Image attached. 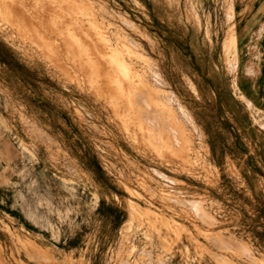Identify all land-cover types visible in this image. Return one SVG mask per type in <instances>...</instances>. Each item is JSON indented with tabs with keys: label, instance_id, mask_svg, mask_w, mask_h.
<instances>
[{
	"label": "rangeland",
	"instance_id": "obj_1",
	"mask_svg": "<svg viewBox=\"0 0 264 264\" xmlns=\"http://www.w3.org/2000/svg\"><path fill=\"white\" fill-rule=\"evenodd\" d=\"M15 1L0 0V174L13 176L14 202L37 230L0 212L11 264H51L29 256V238L58 264H264L259 229H239L259 221L254 205L264 198L219 179L239 178L245 154L215 165L193 130L197 82L212 61L232 60L233 33L221 48L232 22L196 21V0H20L16 13L7 6ZM133 102L157 128L131 118ZM167 114L187 128L186 147L159 128ZM213 189L229 205L216 201L220 213L211 211ZM224 222L235 227L217 229ZM74 232L69 249L53 244Z\"/></svg>",
	"mask_w": 264,
	"mask_h": 264
},
{
	"label": "crops",
	"instance_id": "obj_2",
	"mask_svg": "<svg viewBox=\"0 0 264 264\" xmlns=\"http://www.w3.org/2000/svg\"><path fill=\"white\" fill-rule=\"evenodd\" d=\"M196 1L197 8L191 7L193 13L196 14V21L226 20L232 22L230 29L227 28L222 34L223 52L227 51L231 33L235 36V44L229 50L233 55L232 60L230 62L212 61L209 76H202V80L196 84L195 97L199 103L198 106L201 104L202 107H198L196 112L197 120L193 130L201 142H205L211 150L212 163L215 165L224 163L225 159L231 158V153H235L236 149H241L245 154L246 168L239 174V178L236 176L232 178L231 174L221 173L219 179L228 182L243 181L244 186L241 187L243 194L249 193L250 196L264 198V119L253 112L257 110L261 116H264V0ZM21 4V1L17 0L7 6L18 12V5ZM3 6L7 7L6 4ZM205 33L203 30L204 35ZM218 35L214 31L210 34L211 47ZM225 74L227 77L224 76ZM208 89L210 94H205ZM135 105L136 103L133 102V111H129V114L132 112L131 117L135 119L137 115L141 118L140 115H142L141 119L148 123L149 128H157L156 119L158 118L152 113L146 115V112L136 109ZM180 107L184 109L181 104ZM205 107H209L210 111L205 112ZM185 113L188 114L184 111ZM168 117L169 114L162 122L159 120V128H163L174 139V147H186L184 142L187 140V128H183L180 124H172L171 116ZM190 118H193L192 115ZM221 158L223 160L219 161ZM205 176L204 172L197 173L198 180H204ZM12 182L13 176L3 175L2 178L0 174V212H5L34 232L37 226L28 220L20 206L18 207L14 202L13 194L16 193L8 186ZM222 188L225 186L219 184L218 189ZM222 192L216 193L215 189L212 190L211 211L214 213L221 212V209L215 205L216 201H220L221 207L229 206L225 198H222ZM253 212L259 214V221L254 226L250 221L243 222L239 229H259L255 233L259 234L260 242L264 244V199H259L258 204L254 205ZM233 227L235 226L231 223L224 222L218 225L217 229ZM43 233L41 231V235ZM28 241L31 243L28 252L30 257L37 260H50L51 264H58L54 252H50V247H44L40 242L32 241L30 238ZM52 242L55 245H67L69 249L76 244V234L74 232L66 236H58L57 241ZM11 252L9 238L2 236L0 232V264H11Z\"/></svg>",
	"mask_w": 264,
	"mask_h": 264
},
{
	"label": "bare ground",
	"instance_id": "obj_3",
	"mask_svg": "<svg viewBox=\"0 0 264 264\" xmlns=\"http://www.w3.org/2000/svg\"><path fill=\"white\" fill-rule=\"evenodd\" d=\"M35 1V0H34ZM54 1V0H53ZM58 1V0H57ZM57 1H56V3H57ZM25 2V1H24ZM36 2V1H35ZM38 2V1H37ZM20 3V2H19ZM22 3V2H21ZM74 3V2H73ZM34 4V3H33ZM52 4V3H51ZM75 4V3H74ZM84 4H87V3H84ZM9 5V4H8ZM11 5V4H10ZM9 5V6H10ZM47 5V4H46ZM61 5H63V4H61ZM30 6V5H29ZM36 6V5H35ZM53 6V5H52ZM4 7V6H3ZM27 7V6H26ZM32 7H34V6H32ZM38 7V6H37ZM41 7V6H40ZM39 7V8H40ZM44 7V6H43ZM50 7V6H49ZM55 7V6H54ZM23 8V7H22ZM28 8V7H27ZM31 8V7H30ZM48 8V7H47ZM56 8V7H55ZM76 8V7H75ZM90 8V7H89ZM29 9V8H28ZM50 9H52V8H50ZM73 9V8H72ZM76 9H78V8H76ZM13 10V9H12ZM11 10V11H12ZM22 10V9H21ZM37 11H38V9H36ZM35 10V11H36ZM40 10V9H39ZM61 10H63L62 8H61ZM8 11V10H7ZM10 11V10H9ZM41 11V10H40ZM48 11V10H47ZM53 11H54V9H53ZM56 11V10H55ZM54 11V12H55ZM74 11V10H73ZM78 11V10H77ZM26 12V11H25ZM25 12H23L24 14H25ZM62 12V11H61ZM60 12V13H61ZM14 13V12H13ZM16 13V12H15ZM3 14V16L5 15V13H2ZM24 14H23V16H24ZM65 14V13H64ZM79 14H82V13H79ZM19 15V14H18ZM22 15V14H21ZM21 15H19L21 18L23 17V16H21ZM29 15V14H28ZM42 14H40V16H41ZM94 15V14H93ZM7 16V15H6ZM17 16V15H16ZM43 16V15H42ZM68 16V15H67ZM72 16V15H71ZM81 16V15H80ZM83 16V15H82ZM27 17V16H26ZM42 18V17H41ZM40 18V19H41ZM64 18H66V17H64ZM74 17H72V19H73ZM76 18V17H75ZM9 19V18H8ZM13 19H15V18H13ZM36 19V18H35ZM47 19V18H46ZM54 18H52L51 20H53ZM16 20V19H15ZM19 20V19H18ZM45 20V19H44ZM50 20V19H49ZM66 20V19H65ZM76 20V19H75ZM74 20V21H75ZM92 20V19H91ZM11 21V20H10ZM12 21H14V20H12ZM19 21H21V20H19ZM29 21V20H28ZM28 21H27V23H28ZM35 21V20H34ZM54 21V20H53ZM72 21V20H71ZM77 21V20H76ZM80 21V20H79ZM47 22V21H46ZM62 22H64L63 20H62ZM7 23V22H6ZM38 23V22H37ZM74 23V22H73ZM78 23V22H77ZM85 23V22H84ZM83 23V24H84ZM31 24V23H30ZM29 24V25H30ZM40 24V23H39ZM60 24V23H59ZM65 24H67V23H65ZM79 24V23H78ZM88 24V23H87ZM6 25V24H5ZM36 25V24H35ZM34 25V26H35ZM80 25V24H79ZM98 25V24H97ZM128 25V24H127ZM22 26V25H21ZM47 26H49V25H47ZM84 27H85V25H84ZM90 27V26H89ZM13 28V27H12ZM38 28H40V26L38 27ZM44 28V27H43ZM49 28V27H48ZM54 28V27H53ZM83 28V27H82ZM101 29H103L102 27H100ZM52 29V28H51ZM55 29V28H54ZM80 29V28H79ZM9 30V29H8ZM31 30V29H30ZM49 30V29H48ZM48 30H46L47 31V34H48ZM56 30V29H55ZM90 30V29H89ZM92 30V29H91ZM99 30V29H98ZM81 31V30H80ZM88 31V30H87ZM10 32V31H9ZM16 32V31H15ZM53 32V31H52ZM54 32H56V31H54ZM61 32H62V30H61ZM61 32H59V33H61ZM79 32V31H78ZM37 33H39V32H37ZM67 33V32H66ZM96 33V32H95ZM57 34V33H56ZM63 34V33H62ZM71 34V33H70ZM79 34V33H78ZM90 34V33H89ZM40 35V34H39ZM59 35V34H58ZM61 35V34H60ZM92 35H95V34H92ZM42 36V35H41ZM51 36V35H50ZM56 36V35H55ZM63 37H64V35H62ZM81 36V35H80ZM102 36V35H101ZM61 37V36H60ZM91 37H95V36H91ZM32 38V37H31ZM44 38V37H43ZM42 38V39H43ZM45 38H47V37H45ZM51 38V37H50ZM62 38V37H61ZM68 38H69V36H68ZM81 38V37H80ZM232 41H231V44L232 45H234L235 44V36L232 34ZM23 39V38H22ZM57 39H58V37H57ZM33 40V39H32ZM63 40V39H62ZM91 40H92V38H91ZM42 41V40H41ZM58 41H59V39H58ZM67 41V40H66ZM26 42V41H25ZM24 42V43H25ZM60 42V41H59ZM93 42H94V40H93ZM99 42V41H98ZM101 42V41H100ZM72 43H74V40H73V42ZM91 43V42H90ZM46 44V43H45ZM62 44L64 45V43H63V41H62ZM86 44V43H85ZM100 44V43H99ZM41 45V44H40ZM103 45V44H102ZM101 45V46H102ZM109 45V44H108ZM64 46H66V45H64ZM78 46H79V44H78ZM81 46V45H80ZM92 46V45H91ZM193 46V45H192ZM62 47V46H61ZM69 47H71V46H69ZM69 47H68V49H69ZM73 47V46H72ZM94 47V46H93ZM96 47V46H95ZM79 49H80V47H78ZM77 48V49H78ZM194 48V47H193ZM49 49V48H48ZM54 49V48H53ZM63 49V48H62ZM73 49H74V47H73ZM34 50V49H33ZM55 50V49H54ZM71 50V49H70ZM94 50V49H93ZM98 50V49H97ZM35 51L36 50H34V53H35ZM40 51V50H39ZM46 51V50H45ZM49 51V50H48ZM51 51H52V49H51ZM50 51V52H51ZM57 51V50H56ZM76 51H78V50H76ZM91 51V50H90ZM95 51V50H94ZM72 52V51H71ZM70 52V53H71ZM91 52H93V51H91ZM60 53V52H59ZM67 54V53H66ZM82 54V53H81ZM90 54V53H89ZM93 54V53H92ZM92 54H90V55H92ZM52 55H54V54H52ZM56 55H57V52H56ZM56 55H54V56H56ZM94 55H96V53H94ZM132 55V54H131ZM138 55V54H137ZM58 56V55H57ZM72 56V55H71ZM76 56V55H75ZM98 56V55H97ZM38 57V56H37ZM42 57V56H41ZM92 57V56H91ZM98 58V57H97ZM100 58V57H99ZM47 59V58H46ZM60 59V58H59ZM86 59V58H85ZM46 61V60H45ZM71 62H73V61H71ZM74 62H75V60H74ZM100 62V61H99ZM102 62V61H101ZM105 62V61H104ZM44 63H46V62H44ZM92 63V62H91ZM52 65V64H51ZM82 66V65H81ZM84 66V65H83ZM78 67H80V66H78ZM57 68V67H56ZM77 68V67H76ZM82 68V67H81ZM80 69V68H79ZM76 71V70H75ZM78 71H80V70H78ZM71 72H72V70H71ZM70 72V73H71ZM90 72V71H89ZM79 73V72H78ZM77 74V73H76ZM64 75V74H63ZM84 75V74H83ZM86 75V74H85ZM60 76V75H59ZM92 76V75H91ZM78 77V76H77ZM83 77V76H82ZM87 77V76H86ZM101 77V76H100ZM81 78V77H80ZM137 78V77H136ZM88 79V78H87ZM89 80V79H88ZM104 81V80H103ZM133 81V80H132ZM131 81V82H132ZM102 82V81H101ZM76 84V83H75ZM103 84V83H102ZM105 85V84H104ZM113 85V84H112ZM124 85V84H123ZM108 86H109V84H108ZM92 87V86H91ZM97 87V86H96ZM122 87V86H121ZM146 87H148V86H146ZM110 88H111V86H110ZM115 88H116V86H115ZM88 89V88H87ZM92 89V88H91ZM88 91V90H87ZM98 91V90H97ZM100 91V90H99ZM107 92V91H106ZM152 92V91H151ZM99 93V92H98ZM96 94V93H95ZM94 96H96V95H94ZM103 96V95H102ZM117 98V97H116ZM156 98V97H155ZM102 101V100H101ZM106 103V102H105ZM122 105H123V102H122ZM16 108V107H15ZM105 108V107H104ZM103 108V109H104ZM130 108V107H129ZM168 108V107H167ZM111 109V108H110ZM164 110V109H163ZM133 111V110H132ZM162 111V110H161ZM90 113V112H89ZM108 113H109V111H108ZM132 113V112H131ZM169 113V112H168ZM146 115H147V113H146ZM149 115H150V113H149ZM132 116H135V115H132ZM137 116V115H136ZM151 117H154V116H151ZM82 118V117H81ZM132 118V117H131ZM134 118V117H133ZM169 118V117H168ZM4 119V118H3ZM106 120V119H105ZM153 120V119H152ZM156 120H158V119H156ZM169 120V119H168ZM112 121V120H111ZM115 122V121H114ZM149 122V121H148ZM23 123V122H22ZM118 123V122H117ZM168 123V122H167ZM172 123V122H171ZM173 124V123H172ZM176 124V123H175ZM29 125V124H28ZM27 125V126H28ZM117 125V124H116ZM119 125V124H118ZM26 126V125H25ZM140 126V125H139ZM31 127V126H30ZM93 127V126H92ZM149 127V126H148ZM173 127V126H172ZM28 128V127H27ZM96 128V127H95ZM89 130V129H88ZM125 130V129H124ZM151 130V129H150ZM153 130V129H152ZM121 132V131H120ZM39 133V132H38ZM181 133V132H180ZM35 134H36V132H35ZM34 135V134H33ZM179 135V134H178ZM90 137V136H89ZM128 137V136H127ZM180 137V136H179ZM133 138V137H132ZM52 139V138H51ZM36 140V139H35ZM101 141V140H100ZM57 142V141H56ZM58 143V142H57ZM167 143V142H166ZM165 143V144H166ZM24 144V143H23ZM171 146V145H170ZM58 147V146H57ZM141 147V146H140ZM139 148V147H138ZM167 148V147H166ZM171 148V147H170ZM143 149V148H142ZM50 150V149H49ZM175 150H176V148H175ZM139 152V151H138ZM151 152V151H150ZM178 152V151H177ZM52 153V152H51ZM177 154V153H176ZM64 156V155H63ZM68 156V155H67ZM56 158V157H55ZM65 159V158H64ZM61 160H63V159H61ZM68 161V160H67ZM156 162V161H155ZM133 164V163H132ZM132 166H134V164L132 165ZM126 167V166H125ZM115 169V168H114ZM147 170V169H146ZM172 171V170H171ZM76 172V171H75ZM119 174V173H118ZM139 177V176H138ZM151 177V176H150ZM171 177V176H170ZM143 178V177H142ZM133 179V178H132ZM144 180V179H143ZM120 181V180H119ZM157 181V180H156ZM121 182V181H120ZM120 184V183H119ZM123 184V183H122ZM147 189V188H146ZM161 189V188H160ZM179 189V188H178ZM132 190V189H131ZM134 190V189H133ZM128 192V191H127ZM169 192V191H168ZM178 192V191H177ZM160 193V192H159ZM183 194H185V193H183ZM181 195V194H180ZM155 196V195H154ZM190 196V195H189ZM160 197V196H159ZM182 197V196H181ZM162 198V197H161ZM170 198V197H169ZM160 199V198H159ZM169 202H171V201H169ZM131 203V202H130ZM129 203V204H130ZM131 205V204H130ZM167 207V206H166ZM168 208V207H167ZM166 208V209H167ZM170 208V207H169ZM186 211V210H185ZM137 212V211H136ZM175 212V211H174ZM187 212V211H186ZM132 213V212H131ZM152 213V212H151ZM146 214V213H145ZM154 214V213H153ZM149 215V214H148ZM155 215V214H154ZM163 216V215H162ZM150 217V216H149ZM158 217V216H157ZM170 217V216H169ZM151 218H152V216H151ZM150 218V219H151ZM162 218H164V217H162ZM168 218V217H167ZM192 218V217H191ZM130 219V218H129ZM155 219V218H154ZM158 219V218H157ZM156 219V220H157ZM156 220H154V221H156ZM168 220V219H167ZM146 221V220H145ZM163 221V220H162ZM174 221V220H173ZM158 222V221H157ZM143 224V223H142ZM158 224V223H157ZM144 225V224H143ZM149 225V224H148ZM172 225V224H171ZM213 225V224H212ZM146 228V227H145ZM151 232V231H150ZM155 232V231H154ZM170 232V231H169ZM186 233V232H185ZM198 233V232H197ZM128 234V233H127ZM149 235H151V234H149ZM208 235H209V233H208ZM128 237V236H127ZM124 239H125V237H124ZM205 240H207V239H205ZM165 243V242H164ZM124 245V244H123ZM131 246V245H130ZM144 246V245H143ZM121 248V247H120ZM141 249V248H140ZM211 249V248H210ZM215 252V251H214ZM121 253V252H120ZM110 254H112V253H110ZM26 255V254H25ZM130 255V254H129ZM135 255V254H134ZM159 255V254H158ZM111 259V258H110ZM69 260V259H68ZM57 261V260H56ZM233 261V260H232ZM120 262V261H119ZM159 262V261H158ZM114 263V262H113Z\"/></svg>",
	"mask_w": 264,
	"mask_h": 264
}]
</instances>
